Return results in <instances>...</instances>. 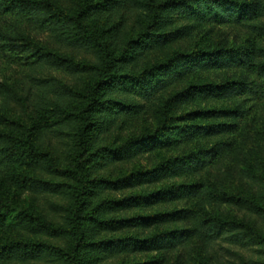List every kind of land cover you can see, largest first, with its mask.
Masks as SVG:
<instances>
[{
  "label": "trees",
  "instance_id": "1",
  "mask_svg": "<svg viewBox=\"0 0 264 264\" xmlns=\"http://www.w3.org/2000/svg\"><path fill=\"white\" fill-rule=\"evenodd\" d=\"M225 27L248 40L213 42ZM0 63L21 70L0 81V177L67 205L55 221L0 196V264H204L218 245L264 264V0H0ZM144 155L147 171L102 174Z\"/></svg>",
  "mask_w": 264,
  "mask_h": 264
},
{
  "label": "rangeland",
  "instance_id": "2",
  "mask_svg": "<svg viewBox=\"0 0 264 264\" xmlns=\"http://www.w3.org/2000/svg\"><path fill=\"white\" fill-rule=\"evenodd\" d=\"M210 39L213 37V42L221 41L225 42L226 44H229V46L233 47H240L244 44L245 41L249 38V33L246 29H243L241 27H225L222 29H219L215 33H209ZM201 38L205 39L203 35H200ZM201 38L199 39V42L201 41ZM39 43L44 42V40L38 41ZM203 43L200 45L202 46ZM39 47H43L40 45ZM8 68L7 70L3 69L2 64L0 63V81H10V85H13L14 77L15 75H20L21 70L13 67ZM26 74V73H25ZM19 79V78H18ZM20 82V80H19ZM17 110H21V108H17ZM15 109V110H16ZM262 112V108L260 111V115ZM17 114V113H15ZM149 115H144L141 122L134 125L133 128H130L125 131L121 130L120 133L117 135H114V137L117 136V138H122V136H130L133 134H138L142 131H148L150 128H152L151 119L148 117ZM21 115L16 117L15 121L18 123L20 120L19 118ZM263 125V119H259V122L256 123V126ZM13 128H15L13 126ZM113 140V139H112ZM116 140V139H115ZM114 141V140H113ZM145 158L138 159L137 162H133L132 164H123V163H114L108 167L105 168V170L102 172V174L109 180H115L119 179L121 177L126 176L127 174L131 173L134 170H149L152 168L154 160L156 158H149L147 155H144ZM65 178L62 179V181ZM68 183V181L66 180ZM236 184V183H235ZM233 183H230L233 187L235 185ZM163 184H155L154 186L150 187V190L159 188L164 186ZM148 186L145 185L143 189L147 188ZM235 188V186H234ZM140 188H133L131 186L130 188H124L123 190L114 191V192H108L106 195L110 199H121L124 197H129L136 195L139 192ZM48 195H43V193L35 194L34 198H31V193L29 192H21L15 190L11 185H9L6 181L3 180V178L0 177V196L4 197L5 199H8L11 201V203L17 205L20 208H33L37 211H40L43 213V215H46L48 218H51L53 220H61L65 213V209L67 208V205L63 202V199L60 196H55L51 193H47ZM46 196V197H45ZM151 203H159L157 200H151ZM157 208H148L143 212H137L129 210L124 213L117 214L116 218L118 219H126L130 217L138 216L137 213H139L140 217L142 216H149L156 212ZM135 229H127L124 231H121L119 233H113L112 235H107L108 238L112 239H118L120 237H124L127 235H134L136 232H134ZM145 235V234H144ZM102 239V237H100ZM63 248H67V246H64ZM235 254L227 253L225 249L220 248V245H218L215 248V251L211 252H205L201 258V260L204 258V264H242V262H247L252 259V256L250 252H247L246 250H238L235 249ZM186 252V251H182ZM157 253L152 252H131L127 254H116V255H110L109 258H105L101 261H99L98 264H151L153 261H159L160 257ZM162 255V254H161ZM167 254L163 255V259L165 264H173V260L176 258V255ZM98 256V255H97ZM195 257L200 258L199 256L195 255ZM193 258V257H192ZM97 259V257H95ZM197 264V262L193 261ZM36 264H46L43 262H39Z\"/></svg>",
  "mask_w": 264,
  "mask_h": 264
}]
</instances>
